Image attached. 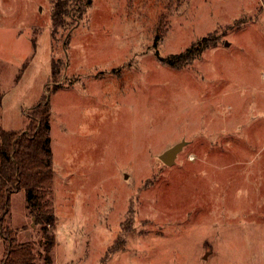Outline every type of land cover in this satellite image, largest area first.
Listing matches in <instances>:
<instances>
[{
	"label": "rangeland",
	"instance_id": "rangeland-1",
	"mask_svg": "<svg viewBox=\"0 0 264 264\" xmlns=\"http://www.w3.org/2000/svg\"><path fill=\"white\" fill-rule=\"evenodd\" d=\"M51 2L0 0V129L48 99L52 264H264V0ZM8 225L41 251L22 192Z\"/></svg>",
	"mask_w": 264,
	"mask_h": 264
},
{
	"label": "trees",
	"instance_id": "trees-1",
	"mask_svg": "<svg viewBox=\"0 0 264 264\" xmlns=\"http://www.w3.org/2000/svg\"><path fill=\"white\" fill-rule=\"evenodd\" d=\"M90 0H87V4ZM51 21L54 30L73 27V11L77 0H52ZM70 24V25H69ZM73 24V23H72ZM210 44L202 39L177 55H168L161 61L168 67L181 69L197 59ZM58 66V64H57ZM20 73L15 77L18 83ZM59 68L52 65L55 79ZM27 123L21 131L0 129V239L4 252L0 264H52L55 245L53 229L56 223L52 202L53 157L50 137L51 110L48 99L42 96L26 114ZM22 192L24 208L41 234L40 252L31 242L19 243L10 229V200L14 193Z\"/></svg>",
	"mask_w": 264,
	"mask_h": 264
},
{
	"label": "water",
	"instance_id": "water-1",
	"mask_svg": "<svg viewBox=\"0 0 264 264\" xmlns=\"http://www.w3.org/2000/svg\"><path fill=\"white\" fill-rule=\"evenodd\" d=\"M186 145L185 141H181L174 145L173 147L164 151L158 159L166 166H171L175 162V159L178 153L182 150V148Z\"/></svg>",
	"mask_w": 264,
	"mask_h": 264
}]
</instances>
